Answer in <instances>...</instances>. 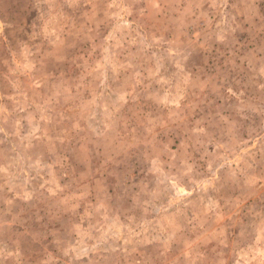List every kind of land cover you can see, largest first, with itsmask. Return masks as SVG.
I'll return each instance as SVG.
<instances>
[{
    "label": "rangeland",
    "instance_id": "1",
    "mask_svg": "<svg viewBox=\"0 0 264 264\" xmlns=\"http://www.w3.org/2000/svg\"><path fill=\"white\" fill-rule=\"evenodd\" d=\"M0 264H264V0H0Z\"/></svg>",
    "mask_w": 264,
    "mask_h": 264
}]
</instances>
